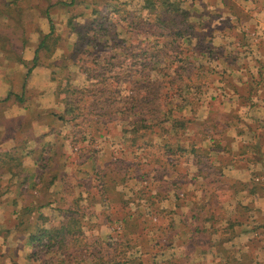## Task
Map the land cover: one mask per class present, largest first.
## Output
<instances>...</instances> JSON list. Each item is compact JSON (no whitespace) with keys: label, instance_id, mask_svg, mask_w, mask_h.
Segmentation results:
<instances>
[{"label":"rangeland","instance_id":"1","mask_svg":"<svg viewBox=\"0 0 264 264\" xmlns=\"http://www.w3.org/2000/svg\"><path fill=\"white\" fill-rule=\"evenodd\" d=\"M79 1L51 10L60 46L49 66L37 68L32 83L40 90H31L30 98L52 111L56 122L51 131L61 132L59 152L70 157L63 159L66 172H58L62 182L54 185V192L61 184L62 191L51 196L52 206L44 209L48 218L69 225L70 233L60 249L46 253L39 248L37 264H57L64 257L66 264H94L95 259L98 264H264L263 199L253 198L248 208L243 204L250 206V197L241 193L224 204L225 212L217 205L225 200L220 188L232 186L231 181L226 182L222 172L208 171L206 158L196 165L189 158L192 172H173L176 160L185 164L187 157L170 154L172 146L186 139L209 144V129L202 123L214 110L239 121L257 118L251 111L258 101L247 93L251 86L256 94L264 88L250 81L257 70L264 74L254 46L264 39V1L255 0L258 11L252 25L257 27L248 38L224 31L240 27L221 13L229 3L222 7L219 0H179L186 16L160 14L164 22L156 19L157 10L150 14L143 8L144 0ZM197 12L202 19L195 17ZM36 15L47 32L49 21ZM28 36L34 44L39 34ZM23 72L24 67L12 65L2 77L17 82ZM186 117L189 128L175 133L173 121ZM29 152L23 148L22 154ZM197 155L193 152L195 159ZM6 161L0 159L3 169ZM198 165L207 168L199 172ZM16 175L0 170V252L3 244L8 253L14 246L13 219L5 224V218L19 204L13 191ZM262 175L259 172L253 182L262 183ZM194 214L199 218L191 217ZM233 214L243 223L232 231L244 232L245 238L224 244L227 256L220 246L221 255L212 249L205 254L190 251L195 240H187L189 225L196 224L195 239L211 247L214 240L206 238L230 232L226 221L233 220ZM253 232L259 241L252 242L256 247L251 253L243 246H250Z\"/></svg>","mask_w":264,"mask_h":264},{"label":"crops","instance_id":"2","mask_svg":"<svg viewBox=\"0 0 264 264\" xmlns=\"http://www.w3.org/2000/svg\"><path fill=\"white\" fill-rule=\"evenodd\" d=\"M0 2H2V0H0ZM219 2L222 7H225V5L229 3L221 13L227 14L228 18H232L234 26L240 27L239 29L234 27L229 30L225 29L224 31L230 34H232V31H235L236 34H240V37L248 38L249 32L252 33L257 27L256 25H252L254 23L253 13L258 11V9H256L255 0H219ZM232 4L239 5L241 7V10H239L240 12L236 10V12H234V9H230ZM199 13L200 12H197L195 17L202 19ZM245 41L246 44L249 43L247 39ZM254 46H256L258 53L262 55V58L260 55L257 56L259 57L257 64L262 66L264 65V39L255 42ZM33 52L34 46L32 43V46H28L24 49V59L27 61L32 59ZM0 56V152L4 151L5 153H10L11 156L17 157L21 154L20 162H22L19 172H16V170L11 167V162L6 165V168L2 169V172H13L15 173L13 174L14 176L18 174L22 177H24L23 175H27L25 181H23V178L19 177L18 182L16 181L13 186L15 201L18 200L19 204L17 206L13 205V213L11 216L5 218V224L8 223V219H13L15 233L11 235L13 237L14 246L11 251L12 253H8L9 250H6L7 246L4 244L2 245L4 249L0 252V264H36L29 258L32 247L28 243V233L25 230L26 221L37 219L39 223L43 224L44 217L48 215L44 212V209L52 206V201H50L52 200L51 196L57 193L56 191L54 192V185L57 183L60 184L63 180V174L58 172H66L67 169L64 162L65 160L63 159H69L70 157L69 155L59 152V139L61 138L59 134L61 132L58 130L51 131V126L55 125L54 123L56 122V119L54 121L55 117L52 111H50L49 108L34 103L30 98L31 90L39 89L32 83L35 82L33 79L37 68L43 65L34 67L31 72L25 76L27 68L22 63H11L9 59L2 56V53H0ZM12 65H20L25 69V72L21 73L19 77L16 78V80H18L17 82L20 83L19 85H17V82H15L12 77H2L5 67L12 68ZM258 71L259 70L254 74L255 76L250 77V81L261 80L264 82V74ZM236 82H238L237 85L243 83L241 81L239 84V79H236ZM262 86H264V83H262ZM9 93L10 98L7 99V101H2ZM11 93L18 94L19 96H22L24 93L26 95V98H23L24 103L19 104L15 102V96L11 95ZM257 93L258 94L252 93L250 95L254 96L256 101H258V104L254 105L251 111L252 114L257 117L256 119L250 118V120L239 121L227 117V120L219 121V126L215 135H208V139L206 140H208L209 144L202 142L207 148L205 151V158L210 160V162H208V171L222 172L223 176L228 178L226 182L231 181L229 183H231L232 186L225 185L223 188H220V191H224L225 200L217 205L223 211H225L224 208L226 207V205L224 207V204H228L229 201L235 199L241 193H246L250 197V206L248 204H243L247 205L248 208H251V205H253V198L255 197L262 198L264 201V195L259 191H264V188L261 187V183L253 182V179H258L259 172L264 173V88L261 89V87H259ZM235 95L239 97L238 92H235ZM259 113H263V115ZM42 126L45 128H42ZM52 135L54 137L53 139H51ZM213 137H215V139ZM179 143L181 150H171L170 154L176 158L187 157V163H179V161L176 160L173 172H192L190 165L198 164L194 160L195 158L193 157V151L191 149L193 142L186 139L184 143ZM17 146L23 147L18 153H15L17 150L15 147ZM23 148H29L30 152L26 155L22 154ZM46 158L50 161L44 162L41 160ZM189 158L190 161H192L191 164L188 161ZM205 158L203 157L202 161L205 160ZM200 166L202 170L207 168L205 165H198V168H200ZM46 178L48 180L47 182L45 180ZM60 187L58 193L62 191V184ZM237 203L239 204V202ZM177 205L178 204H176V206ZM188 205H190V202ZM181 206L183 207V205ZM24 208L31 209V213H25V215L22 216L21 212ZM174 208H176L175 205ZM232 208L234 209V207ZM232 217L233 220L230 219V221H226V223L228 222L226 231H228V229L231 231L225 233L226 236H221V239L225 240L224 244L230 243V246L234 244V242L245 238L243 237L244 232L242 234V231H232V228L242 226L241 224L243 223L239 218H236L237 216L235 214H233ZM184 226H186V224H184ZM195 226L196 224L194 227ZM214 236L215 238H213ZM249 238L250 240H248V242L250 246L247 243L243 247L249 249L250 252L253 253V248L256 247V243L259 241V236L256 238V232H253ZM210 239L218 241L220 240V235L213 234ZM187 240H189V237ZM255 240L256 243L253 245L252 242ZM190 248L192 253L205 254V252H209L210 249H212V254L221 255L213 246H206V248H204L199 242L192 243ZM257 253L258 252L255 253V256H257ZM223 254L227 256L226 251H224Z\"/></svg>","mask_w":264,"mask_h":264},{"label":"trees","instance_id":"3","mask_svg":"<svg viewBox=\"0 0 264 264\" xmlns=\"http://www.w3.org/2000/svg\"><path fill=\"white\" fill-rule=\"evenodd\" d=\"M144 9L148 10V13H152L154 11H158L157 13H154L156 19L160 20V22H164L163 19H159L160 14H184L185 11H182L180 8V1L179 0H144ZM26 3L25 4H23ZM30 2V3H29ZM77 4H80L79 0H69L66 2V0H2L0 2V53H2V56L4 58H7L11 61V63L14 62H20L22 63L26 68L27 76L31 70L38 66V65H44L46 64L49 66L50 64L48 63V60H50L51 55L54 53V51L60 46L59 41L61 38V34L57 33L56 30L54 29V26L52 25V19H51V10L58 6L62 5L63 7H73ZM237 8V5L232 4L231 8L233 7ZM161 10V13H160ZM237 10H241L239 7ZM66 11H69L66 9ZM96 12V9H93V13ZM235 12V9H234ZM38 15L40 17H45L49 21V30L47 32H43L40 28V26L37 24V20L34 19L35 15ZM36 15V16H37ZM68 23L72 25V17L69 18ZM30 25V28H28L27 25ZM72 27V26H71ZM32 32H37L39 34L37 42L33 44L34 46V52H33V57L29 61L24 59L23 57V51L26 47L32 46V42H30L28 34ZM179 33V31H177ZM91 42V41H90ZM1 57V56H0ZM47 61V62H46ZM52 61V60H50ZM1 64V63H0ZM252 82V81H251ZM264 83L261 80H257L256 84L262 85ZM250 85V84H249ZM242 87V85H240ZM254 89H252V86L249 87V92L247 93L248 95H251L254 93ZM238 92V91H237ZM236 92V93H237ZM238 94L240 95L239 97H244L243 94L239 91ZM15 96V102L19 104H23L24 100L23 98H26V95L23 93L22 96H19L18 94H12ZM10 98V93L8 96L3 99L2 101H7V99ZM69 108L65 107V111H69ZM217 109V108H215ZM218 111H221V107L218 108ZM214 113L210 114V116H207L205 121L202 123L205 126H208V134L209 135H215L217 132V128L219 126V121L221 120H227V117H231L228 114H225L224 111L221 114ZM169 118V116H168ZM189 117L183 118L181 121L176 122L175 120L173 121L172 124V129L174 130L175 133H182V130L188 129L189 127L187 126V123H189ZM186 124V126H185ZM206 133V132H203ZM204 137V136H203ZM215 139V137H213ZM217 140V139H216ZM189 141L193 142L192 143V151L197 152V158L194 159L196 163L200 164L202 161L203 157L205 158L206 154L205 151L207 148L200 143V141H196L193 138H190ZM202 141V139H201ZM180 142V141H179ZM179 142L172 146L171 150H181L180 149V144ZM23 146H17L15 147L17 150L15 153H18L19 150ZM170 150V151H171ZM47 153V152H45ZM10 153H5V152H0V159L6 158L7 161L5 162V166L11 162V167L16 170V172H19V168H21L22 162H20V156L21 154L17 156H11L8 155ZM44 162L50 161L49 159H41ZM3 169L2 164L0 163V170ZM202 168L200 166L199 172H202ZM12 173V172H11ZM15 174V173H13ZM19 176L20 178H23L25 181L27 179V175ZM263 177V182L261 183V186L264 188V175ZM224 191H222L223 193ZM25 213H31V209L29 208H24V210L21 212V215H25ZM195 219H198L196 214L191 216ZM63 219H70L69 217L64 216ZM207 219H210L209 217ZM46 220L48 221L49 225L45 224ZM201 220V217H200ZM214 223V222H213ZM195 225V224H194ZM202 227V224H201ZM214 224L211 226V230L214 229ZM191 229V235L189 237L188 242H199L201 245L206 248V242H203V240H196L195 236L197 235L196 233L199 230L198 226H190ZM25 230L28 233V243L32 247V252L30 253L29 258L34 261L37 264V260L39 258L38 256V249L42 248L43 251L48 253L50 250H53L55 247L57 249H60L63 247V243L65 242L66 236L70 233V228L69 225L65 224L63 220L55 222L54 218L52 217H44V222L39 223L37 219L34 220H27L26 225H25ZM208 231V230H207ZM208 236V235H207ZM220 235V240L218 241H212L211 244L214 248L217 249L218 246L222 247V250H224V243L225 240L221 239ZM223 236H226L224 234ZM191 238V239H190ZM203 239V236L202 238ZM209 241V237H207ZM191 243V244H192ZM218 243V244H217ZM241 258L236 259V261H240L242 259V255L240 256ZM67 260V257L61 258L58 260L57 264H66L65 261ZM127 261V260H126ZM69 262V260L67 261ZM239 264H242L241 262H238ZM94 264H98V260H94ZM110 264V263H108Z\"/></svg>","mask_w":264,"mask_h":264}]
</instances>
